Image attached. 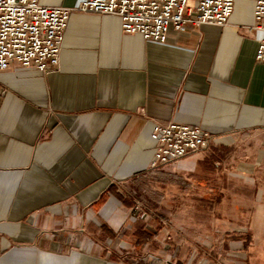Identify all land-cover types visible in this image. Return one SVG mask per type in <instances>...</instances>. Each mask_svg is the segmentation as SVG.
<instances>
[{
    "label": "crops",
    "instance_id": "1",
    "mask_svg": "<svg viewBox=\"0 0 264 264\" xmlns=\"http://www.w3.org/2000/svg\"><path fill=\"white\" fill-rule=\"evenodd\" d=\"M252 16V2L235 0L228 25L187 24L158 43L123 33L115 15L73 12L56 69L1 71L0 264H138L132 249L162 234L148 235L152 222L124 194L161 190L167 177L176 196L181 186L219 212L209 258L264 264V65ZM171 122L200 127L209 144L151 169V131Z\"/></svg>",
    "mask_w": 264,
    "mask_h": 264
},
{
    "label": "built area",
    "instance_id": "2",
    "mask_svg": "<svg viewBox=\"0 0 264 264\" xmlns=\"http://www.w3.org/2000/svg\"><path fill=\"white\" fill-rule=\"evenodd\" d=\"M253 3L251 28L257 34L255 60L264 65V0ZM235 0H80L71 8L49 7L41 0H0V72L15 66L42 73L59 64L62 42L73 12L115 15L122 32L164 43L170 30L187 24L228 25ZM151 169L170 166L207 148L210 136L198 126L156 124Z\"/></svg>",
    "mask_w": 264,
    "mask_h": 264
},
{
    "label": "rangeland",
    "instance_id": "3",
    "mask_svg": "<svg viewBox=\"0 0 264 264\" xmlns=\"http://www.w3.org/2000/svg\"><path fill=\"white\" fill-rule=\"evenodd\" d=\"M185 191L180 186L176 196L167 177L161 190L149 188L143 194H124L131 199L134 217L150 220L148 224L152 222L148 235L162 234L160 241L148 239L145 250L132 249L131 260L138 264L144 259L162 264H218V259L211 258L213 255L209 258L208 254L219 249L215 228L219 212H209L202 205L192 204L193 196ZM209 236L211 243H208Z\"/></svg>",
    "mask_w": 264,
    "mask_h": 264
}]
</instances>
